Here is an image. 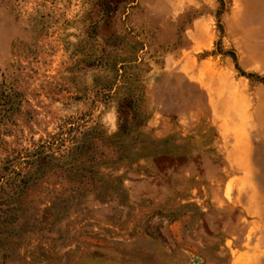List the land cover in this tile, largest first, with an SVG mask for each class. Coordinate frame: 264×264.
<instances>
[{
	"label": "rangeland",
	"instance_id": "rangeland-1",
	"mask_svg": "<svg viewBox=\"0 0 264 264\" xmlns=\"http://www.w3.org/2000/svg\"><path fill=\"white\" fill-rule=\"evenodd\" d=\"M264 264V0H0V264Z\"/></svg>",
	"mask_w": 264,
	"mask_h": 264
},
{
	"label": "crops",
	"instance_id": "crops-1",
	"mask_svg": "<svg viewBox=\"0 0 264 264\" xmlns=\"http://www.w3.org/2000/svg\"><path fill=\"white\" fill-rule=\"evenodd\" d=\"M240 253H242L241 258L243 259L241 264H263L261 255L258 252V247L256 244H254L250 249L247 248L242 249ZM230 264H238V263L235 261V258L234 259L232 258Z\"/></svg>",
	"mask_w": 264,
	"mask_h": 264
}]
</instances>
